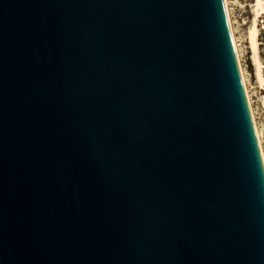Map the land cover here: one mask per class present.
<instances>
[{"label": "water", "instance_id": "water-1", "mask_svg": "<svg viewBox=\"0 0 264 264\" xmlns=\"http://www.w3.org/2000/svg\"><path fill=\"white\" fill-rule=\"evenodd\" d=\"M0 264H264L223 0H0Z\"/></svg>", "mask_w": 264, "mask_h": 264}, {"label": "rangeland", "instance_id": "rangeland-1", "mask_svg": "<svg viewBox=\"0 0 264 264\" xmlns=\"http://www.w3.org/2000/svg\"><path fill=\"white\" fill-rule=\"evenodd\" d=\"M226 7L264 156V84L257 79L250 42V30L255 18V0H226ZM256 24L259 30L257 54L262 63L261 72L264 75V14L257 18Z\"/></svg>", "mask_w": 264, "mask_h": 264}, {"label": "bare ground", "instance_id": "bare-ground-1", "mask_svg": "<svg viewBox=\"0 0 264 264\" xmlns=\"http://www.w3.org/2000/svg\"><path fill=\"white\" fill-rule=\"evenodd\" d=\"M223 5H224V10H225V16H226V21H227V25H228V30H229V34H230V38H231V42H232V46H233V50H234V54H235V58H236V62H237V66H238V70H239V74H240V78H241V82H242V86H243V90H244V94H245V98H246V102H247V106H248V110H249V114H250V118H251V122H252V126L254 129V133H255V137H256V141H257V145L259 148V152H260V156H261V160H262V164L264 167V156H263V152L261 149V145H260V135L258 132V129L256 128L255 122H254V118H253V113H252V109L250 106V99L248 97V92L246 90V86H245V79H244V75L242 72V68L239 62V56H238V51H237V46L234 40V35L232 33V29H231V25H230V20H229V16H228V11H227V7H226V0H223ZM262 14H264V0H255V18L253 21V26L251 27L250 30V42H251V46L253 48V59H254V63L256 66V75H257V79L261 84H264V75L261 72V68H262V63L258 57L257 54V36H258V28H257V18L259 16H262Z\"/></svg>", "mask_w": 264, "mask_h": 264}]
</instances>
